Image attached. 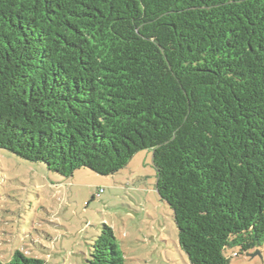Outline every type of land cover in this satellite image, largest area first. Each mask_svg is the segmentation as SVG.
Returning a JSON list of instances; mask_svg holds the SVG:
<instances>
[{"label": "trees", "instance_id": "16d2710c", "mask_svg": "<svg viewBox=\"0 0 264 264\" xmlns=\"http://www.w3.org/2000/svg\"><path fill=\"white\" fill-rule=\"evenodd\" d=\"M0 148L62 177L149 149L190 264L255 252L264 0H0ZM89 246L85 264H124L109 225Z\"/></svg>", "mask_w": 264, "mask_h": 264}, {"label": "rangeland", "instance_id": "374dc122", "mask_svg": "<svg viewBox=\"0 0 264 264\" xmlns=\"http://www.w3.org/2000/svg\"><path fill=\"white\" fill-rule=\"evenodd\" d=\"M152 151L136 152L112 174L79 168L69 177L0 148V260L15 249L47 264H85L90 243L109 225L124 264H190L172 211L156 192ZM229 248V264H264ZM257 249L253 250L256 251Z\"/></svg>", "mask_w": 264, "mask_h": 264}, {"label": "water", "instance_id": "95a60500", "mask_svg": "<svg viewBox=\"0 0 264 264\" xmlns=\"http://www.w3.org/2000/svg\"><path fill=\"white\" fill-rule=\"evenodd\" d=\"M257 252H258V251H255V252H253V253H250V255H251V256H252V255H255V254H257ZM248 254H249V253H248ZM248 254H247V255H248Z\"/></svg>", "mask_w": 264, "mask_h": 264}]
</instances>
